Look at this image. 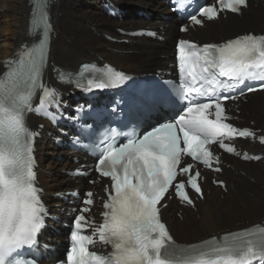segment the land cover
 I'll return each mask as SVG.
<instances>
[{
  "label": "snow or ice",
  "instance_id": "obj_1",
  "mask_svg": "<svg viewBox=\"0 0 264 264\" xmlns=\"http://www.w3.org/2000/svg\"><path fill=\"white\" fill-rule=\"evenodd\" d=\"M217 3L219 9L207 6L199 14L214 19L219 11L237 13L247 6V0ZM191 19L195 24L202 23L196 15ZM46 37L45 30L38 46L22 50L16 61H6L9 71L0 79V264H28L22 259V250L36 244L46 212L33 170L32 141L37 133L30 131L24 120V113L33 110L31 101L44 60ZM178 59L185 81L182 96H195L173 121L143 136L130 134L122 144L113 141L103 147L96 171L112 181L104 202L103 223L90 225L83 215L89 209L80 210L74 218L73 244L65 264H264V226L227 233L219 240L213 237L199 245L180 246L161 222L157 207L172 187L189 205L193 201L186 184L203 195L198 184L200 172L191 174L192 164L181 167L184 156L211 167L213 159L219 162L209 150L211 144L219 143L234 152L225 139L255 138L253 131L225 122L228 118L220 101L230 97H221L220 93L234 91L246 81H264V35L247 34L203 49L180 41ZM126 79L123 73L109 68L104 79L89 80L86 90L115 87ZM39 86L43 94L37 112L45 110L55 95L54 89ZM213 114L215 119H210ZM260 142L264 143V136ZM178 174L187 175L186 183H173ZM92 195L87 193L86 205L93 203ZM87 227H92L91 235L84 234ZM97 235L100 242L111 245L109 253L89 250Z\"/></svg>",
  "mask_w": 264,
  "mask_h": 264
},
{
  "label": "bare ground",
  "instance_id": "obj_2",
  "mask_svg": "<svg viewBox=\"0 0 264 264\" xmlns=\"http://www.w3.org/2000/svg\"><path fill=\"white\" fill-rule=\"evenodd\" d=\"M101 1L57 0L51 6L49 13L55 24L54 30L56 33L51 42L47 75L52 82L56 83L53 78V75L56 74L54 72L56 65L73 70L79 67L83 61L96 60L90 55V51H93L99 57H103L105 61L107 60L130 70L143 64L149 57L150 52L156 54L155 60L160 63L170 60V48L165 44L156 41L155 46L151 49L146 45L149 39L139 37L131 38L129 44L119 45L104 40L102 37L100 38L98 29L103 30V32H111L113 28L122 23L133 26L156 24L163 26L165 38L168 39L178 30L177 18L159 19L153 22L149 17L139 16L135 19L132 16V18H124L122 22H117L104 14L102 10H98ZM116 1L127 8L130 5L127 2L131 3V8L147 7L153 14L156 11L169 12V6L165 5V0ZM36 2L37 0H0V73L5 70L2 61L17 51V48L23 42L39 40V37L33 38L30 36V29L33 27L35 20ZM92 21L96 23L91 24ZM98 21L104 22L105 25L100 26ZM262 25H264V0H258L251 2L248 9L243 10L242 15L229 14L227 18L222 17L217 21L206 22L204 28L198 29L197 32L204 37L218 36L219 33L231 37L242 30L258 28ZM161 56L166 57L163 59ZM251 97L248 102L241 103L239 108L244 112L241 116L254 121L255 126L258 128L264 125V91H258V93L252 94ZM31 122L33 124L44 122L47 127L49 126L48 121H43V119L33 115H31ZM56 135L60 136L61 134L58 132ZM40 141L37 144L41 166L39 180L45 187V198H47L63 189V183L66 180H71V176L68 173H63L57 174L54 179L49 177L46 165L52 170L57 169L58 165L56 162H52L53 160L45 153L47 152L51 156L56 153L55 149L58 148L54 147L52 142L49 143L47 139ZM247 143L249 147H252L251 143ZM256 147L258 146H254V148ZM231 158L232 166L225 168L222 175L227 180V193L221 187L211 185L208 179L205 184V200H201L196 204V210L183 208V219L172 218L171 227L173 230H176V227L178 228L177 232L180 233L181 239L185 238L181 233L182 231L185 234L189 232V229L195 231L199 224L203 232L212 233L215 229L226 228L229 224L248 221L249 217L244 219V216H248L253 212L264 211V158L258 163ZM68 160L66 159L64 162V167L68 165L74 167L70 164V158ZM208 189L210 191L207 193L206 190ZM54 201L57 202L58 199H54ZM240 211L243 212V215H236ZM163 212V217L170 213L168 209ZM262 215L264 217V213ZM53 240L56 241L57 238H53Z\"/></svg>",
  "mask_w": 264,
  "mask_h": 264
},
{
  "label": "rangeland",
  "instance_id": "obj_3",
  "mask_svg": "<svg viewBox=\"0 0 264 264\" xmlns=\"http://www.w3.org/2000/svg\"><path fill=\"white\" fill-rule=\"evenodd\" d=\"M118 5H120L121 3L120 2H118V1H116V0H114ZM103 2H104V0H102L101 1V3H99V6H98V10L99 11H101L102 10V7H103ZM124 2H127V1H124ZM127 3H129L130 5H131V3L130 2H127ZM128 6V8H126L125 9V15H124V17L126 18V17H131L132 18V16H134V18L135 19H137L139 16H138V12L139 11H137L140 7H143V8H141V9H144L146 12H148L151 16H152V19L153 20H155V19H157L158 17H160L161 15H160V11H156V13L155 14H153V12L149 9V8H147V7H144V6H139L138 8L137 7H134V8H131V6ZM121 6V5H120ZM163 12H165V11H163ZM140 13V12H139ZM166 13V12H165ZM142 14L140 13V16H141ZM113 20L114 21H120V20H118V19H114L113 18ZM99 22V21H98ZM120 22H122V21H120ZM96 22L95 21H92L91 22V24H95ZM100 23V26L101 25H105L104 24V22H99ZM140 26H145V25H139V26H133V25H130V24H125V23H122V24H120V25H118V26H116V27H120V28H122V27H124V28H126V29H135L136 27L137 28H139ZM115 27V26H114ZM115 27V28H116ZM115 28H113V31H109V32H107V33H110V34H112V35H114V34H116V30H115ZM99 31H98V35H99V37L101 38H103L104 40H105V38H104V36H103V34L105 33V32H103V30H100V29H98ZM245 31H257V32H264V25H262V26H260V27H258V28H248V29H245V30H242V31H240L239 33H242V32H245ZM238 33V34H239ZM179 33H178V31H176L174 34H172V37L170 38V42H167L165 45L166 46H168L169 48H170V52H172L173 53V49H174V45H173V42H174V39H175V36L176 35H178ZM238 34H235L234 36H236V35H238ZM105 35V34H104ZM226 35H224L223 33L221 34V33H219V37H217V39L215 38V39H213V38H209L208 40H215V41H221V40H223L224 38L223 37H225ZM233 36V37H234ZM227 37V36H226ZM99 40V39H98ZM24 43H26V42H23V44ZM170 43V44H169ZM149 48H153L154 46H155V42H152V41H150V40H148V42H147V44H146ZM93 54V55H92ZM90 55L91 56H93V58L94 59H96L97 61H99V62H102L101 60H104L105 61V59H103V57H101V60H100V57L99 56H97V55H95L94 54V52L93 51H90ZM155 53H153V52H150V54H149V57L146 59V61L143 63V64H141L139 67H136V68H133V69H128V68H125V67H123L124 69H126V70H130L131 72H134V73H138V74H140V73H145V72H147V71H152V70H150L149 68L150 67H148L150 64H153V65H155V66H157V65H159V64H161L159 61H156L155 60ZM107 61V60H106ZM110 63H112V62H110ZM116 65V64H115ZM147 65V66H146ZM118 66V65H117ZM118 67H120V66H118ZM120 68H122V67H120ZM122 68V69H123ZM47 153V152H46ZM62 153H64V152H62ZM53 155H59V154H57V153H55V154H53ZM53 161L52 162H56L57 163V165H58V168L57 169H49L48 167H47V165H46V168H47V172H48V175H49V177H51L52 179H54L56 176H57V174H62V172L64 173V171H63V169L65 168L64 167V165H62V163L61 162H59V160H57V159H55V158H52L51 156H49ZM55 163V164H56ZM264 170V169H263ZM209 192V190L207 191V193ZM225 193H227V192H225ZM173 205L174 204H171L170 205V207H168V210H169V212L170 213H168V215H171V216H166V217H171V218H176V219H183V216L181 217V216H176V213H174V212H172L171 210H172V208H173ZM264 205V204H263ZM256 213V214H255ZM259 213V214H258ZM264 213V211L262 212H253L252 214H249L248 216H244V219L245 218H248L249 217V220H250V222H245V223H243L242 225H233V226H231L232 227V229L234 228V229H237V228H245L246 226H249L251 223H253V222H255V220L256 221H259V220H261L262 219V214ZM236 215H243V212L242 211H240V212H238V213H236ZM261 215V216H260ZM239 217V216H238ZM199 218V217H198ZM257 218V219H256ZM241 222H244V221H241ZM236 223V222H235ZM176 226H178L177 224H176ZM178 228L176 227V230H177ZM231 230V229H230ZM190 233L189 234H191V235H193V234H195V233H201L200 231H203V229L200 227V224H199V226L198 227H196V229H195V231H192V229H189L188 230ZM193 232V233H192ZM213 233V232H212ZM212 233H205L204 234V236H202V237H209V236H212L211 234ZM198 238H200V237H197V238H195V239H198ZM195 239H190V240H195ZM186 241H188V240H186Z\"/></svg>",
  "mask_w": 264,
  "mask_h": 264
},
{
  "label": "trees",
  "instance_id": "obj_4",
  "mask_svg": "<svg viewBox=\"0 0 264 264\" xmlns=\"http://www.w3.org/2000/svg\"><path fill=\"white\" fill-rule=\"evenodd\" d=\"M110 34V33H109ZM110 35H112V34H110Z\"/></svg>",
  "mask_w": 264,
  "mask_h": 264
}]
</instances>
